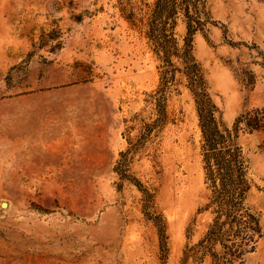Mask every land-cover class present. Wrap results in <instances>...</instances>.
Returning <instances> with one entry per match:
<instances>
[{
  "label": "rangeland",
  "instance_id": "1",
  "mask_svg": "<svg viewBox=\"0 0 264 264\" xmlns=\"http://www.w3.org/2000/svg\"><path fill=\"white\" fill-rule=\"evenodd\" d=\"M157 2L0 0V264H217L198 246L214 220L198 105L151 36ZM190 15L218 119L264 124V0ZM235 141L261 233L233 264H264V126Z\"/></svg>",
  "mask_w": 264,
  "mask_h": 264
},
{
  "label": "trees",
  "instance_id": "2",
  "mask_svg": "<svg viewBox=\"0 0 264 264\" xmlns=\"http://www.w3.org/2000/svg\"><path fill=\"white\" fill-rule=\"evenodd\" d=\"M192 4L193 0H182L180 3L178 0H158L150 32L168 61L172 56H177L184 63V71L198 105L206 183L211 191L206 208L211 209L214 215L213 223L198 246L210 252L217 264H233L236 258L255 249L257 236L261 233L260 219L244 206L250 184L241 147L235 139L240 122L244 121L250 130L261 128L264 124L261 123L258 110L254 114L252 111L243 113L232 128L226 127L218 119V108L210 97L199 64L192 54L193 34L201 28L191 23ZM178 6L189 19L188 34L182 49L178 48L173 32ZM227 241H232V244L229 245ZM217 244L222 245L223 256L214 251Z\"/></svg>",
  "mask_w": 264,
  "mask_h": 264
}]
</instances>
